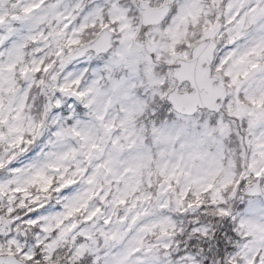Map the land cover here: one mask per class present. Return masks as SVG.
<instances>
[{
  "label": "snow or ice",
  "instance_id": "snow-or-ice-1",
  "mask_svg": "<svg viewBox=\"0 0 264 264\" xmlns=\"http://www.w3.org/2000/svg\"><path fill=\"white\" fill-rule=\"evenodd\" d=\"M0 264H264V0H0Z\"/></svg>",
  "mask_w": 264,
  "mask_h": 264
}]
</instances>
